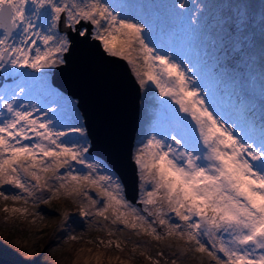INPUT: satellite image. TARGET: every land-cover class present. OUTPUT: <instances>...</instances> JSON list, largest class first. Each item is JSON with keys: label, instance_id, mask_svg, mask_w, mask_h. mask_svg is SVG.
Returning a JSON list of instances; mask_svg holds the SVG:
<instances>
[{"label": "snow or ice", "instance_id": "1", "mask_svg": "<svg viewBox=\"0 0 264 264\" xmlns=\"http://www.w3.org/2000/svg\"><path fill=\"white\" fill-rule=\"evenodd\" d=\"M154 7L181 21L190 9L187 0H0V199L22 202L12 212L68 200L106 233L105 247L121 249L127 241L111 238L128 230L175 238L214 264H264V111L258 117L222 73H203L158 31ZM198 24L193 12L187 26L194 33ZM77 38L126 61L148 99L132 155L135 197L111 161L92 158L78 101L48 82ZM157 256L152 264L179 260Z\"/></svg>", "mask_w": 264, "mask_h": 264}, {"label": "rangeland", "instance_id": "2", "mask_svg": "<svg viewBox=\"0 0 264 264\" xmlns=\"http://www.w3.org/2000/svg\"><path fill=\"white\" fill-rule=\"evenodd\" d=\"M117 2L166 5L172 3L173 0H117ZM208 5L210 10L215 11L217 23L212 25L210 29L208 28L205 41L202 40L201 36L196 37L195 32L193 33L187 26L188 16L193 12L197 14V11L190 10L185 14L182 21L173 17L166 8L154 7L149 11L154 14L158 31L166 32L171 42L181 51L187 49L188 46L192 48L194 45V47L198 45L200 48H204L205 56L200 62H197L196 58H192L193 62L198 63L201 68H205L207 70L205 73H208L215 66L213 72L222 73L223 79L228 85L231 83L237 85L241 89L238 93L255 104L259 117L264 111V94L258 92L252 97L251 89L244 90V87L253 83L255 90L264 91V0H211ZM234 11H238L239 14L236 28L232 27V21L235 17ZM198 26L201 27L200 22ZM245 60L250 61V71L247 73H243L240 68ZM49 71L48 82L55 88L51 83L52 70ZM147 107L148 99L144 95V90L141 89L139 117L142 119L140 126L142 133L146 128ZM140 139L135 138L132 155ZM92 194L95 195L94 190ZM20 207H24L22 202L13 203L11 200L0 199V219L8 225L0 226V257L9 259L16 264H59L60 259H73L80 242L83 240L79 238L69 239V236L75 235L69 228L67 230L62 229L63 231L52 241H49L48 238L51 232L59 229L62 223L65 224L63 219L65 212L69 213L72 218L70 201L59 199L53 200L49 204H40L35 208L29 206L28 212H19L23 221L18 219L8 221V218L2 214L5 208L10 211ZM73 211L79 212L76 205H74ZM32 212L42 213V215L28 214ZM80 219L83 220L81 217ZM26 224L31 227L26 226ZM42 225L44 227L39 229ZM131 233L133 240L121 244L122 250L117 249L115 243L111 247L99 244L98 241L102 240L100 238L93 240L89 237L84 240L107 250L108 255L124 254L131 264H152V260L159 259L157 256L159 252H164L170 258L174 255L178 256L177 264H214L206 255L184 253L182 250L185 245L175 238L158 241L143 232L131 231ZM98 235L96 234L95 237L97 238ZM108 239L107 236L104 240ZM111 239L115 242L123 240L120 236H113ZM15 240L22 242L23 245L14 244ZM71 241L73 245L68 247L67 244ZM135 246L139 247L134 250ZM20 255L28 256V258L19 259ZM149 256L152 259H148ZM168 264H171V259H169Z\"/></svg>", "mask_w": 264, "mask_h": 264}, {"label": "water", "instance_id": "3", "mask_svg": "<svg viewBox=\"0 0 264 264\" xmlns=\"http://www.w3.org/2000/svg\"><path fill=\"white\" fill-rule=\"evenodd\" d=\"M51 83L78 101L95 146L93 157L112 162L130 197L137 195L132 149L138 130L141 89L126 61L110 57L98 42L77 38ZM0 264H16L0 257Z\"/></svg>", "mask_w": 264, "mask_h": 264}, {"label": "bare ground", "instance_id": "4", "mask_svg": "<svg viewBox=\"0 0 264 264\" xmlns=\"http://www.w3.org/2000/svg\"><path fill=\"white\" fill-rule=\"evenodd\" d=\"M211 2V0H187V3L190 5V10L197 11V17L198 21L200 22V26H198L197 30L195 31V36H201L202 40L205 41L207 38V31L208 28L210 29L212 25L214 26L217 23V20L215 19V11L210 10V6L208 5ZM235 17L232 21L233 28H236L237 22H238V11H234ZM195 46V45H194ZM190 47L188 46L187 49L184 51L187 52L190 56V58H196L197 62H200V60L205 56V49L200 48L198 45L196 47ZM224 50V49H223ZM221 50V51H223ZM249 60H245L243 65H240L241 71L243 73H247L250 71V66H249ZM215 66H213L210 70L215 71ZM202 72L205 73L207 70L205 68H201ZM251 89V95L252 97L255 96L258 92L260 94H264L263 90H255V85L253 83L248 84L246 87H244V90ZM253 89V90H252ZM230 90L234 92H240L241 89L231 83L230 84ZM262 98V97H260ZM255 100V99H254ZM142 123V119L139 117L138 118V132L136 134V138H141L142 135V128L140 127ZM2 214L5 218H8V221H13V220H21L23 221V217L19 212H12L11 210L8 212H5L4 210L2 211ZM26 226L31 227L30 225L26 224ZM40 227L39 229L43 228ZM14 244L16 245H23L22 242L15 240ZM73 245V242H69L67 244L68 247H71ZM19 259H25L28 258V256L25 255H20L18 257ZM59 264H131L129 261H127L126 257L122 253H117L114 255H108L107 250L101 249L94 245L93 243L83 240L80 242V245L78 246L73 259L67 260V259H60L58 261Z\"/></svg>", "mask_w": 264, "mask_h": 264}, {"label": "trees", "instance_id": "5", "mask_svg": "<svg viewBox=\"0 0 264 264\" xmlns=\"http://www.w3.org/2000/svg\"><path fill=\"white\" fill-rule=\"evenodd\" d=\"M70 208L72 210V219L75 221V223H71L70 226L65 227V224L62 223L59 229L51 232L48 235L49 241H52L55 237H57L63 230L69 228L70 231L73 232V234L77 235L79 239L84 240L88 239L91 237L93 240H97L98 238L100 239H106L107 235L104 232L90 229L87 225L86 222L80 219L78 215V211H73L74 205L70 202ZM8 226L7 224H4L3 220L0 219V226ZM119 227H122L121 225H118ZM96 234H99L97 238L95 237ZM96 238V239H95ZM123 240L125 241H132L133 240V235L131 231L126 230L124 233V236L122 237Z\"/></svg>", "mask_w": 264, "mask_h": 264}]
</instances>
